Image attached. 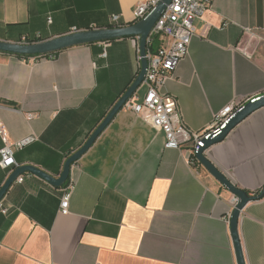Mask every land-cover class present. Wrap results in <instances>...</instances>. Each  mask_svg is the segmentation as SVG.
<instances>
[{"label":"crops","instance_id":"crops-1","mask_svg":"<svg viewBox=\"0 0 264 264\" xmlns=\"http://www.w3.org/2000/svg\"><path fill=\"white\" fill-rule=\"evenodd\" d=\"M147 0H0V40L57 38L134 22ZM188 56L163 93L177 98L192 131L211 128L230 105L264 96V0H214L194 23ZM155 51L161 45L154 43ZM139 73L134 39L80 46L56 57L0 53V151L7 140H37L15 151L19 166L58 177ZM141 88L139 96H143ZM163 131L122 110L54 188L24 175L3 200L0 264H238L229 214L234 197L190 146L165 148ZM235 186L264 189V108L208 152ZM8 171L0 167V189ZM70 183L69 214L60 204ZM246 264H264V198L239 220Z\"/></svg>","mask_w":264,"mask_h":264},{"label":"built area","instance_id":"built-area-1","mask_svg":"<svg viewBox=\"0 0 264 264\" xmlns=\"http://www.w3.org/2000/svg\"><path fill=\"white\" fill-rule=\"evenodd\" d=\"M162 0H147L137 4L134 10V22L147 18ZM214 0H173L161 18L157 21L148 39V46L157 38L161 42L155 52L147 50L148 68L144 83L145 93L141 97L137 92L123 107V110L134 113L151 126L164 132L166 137L165 148L180 150L190 146V156L197 160V154L204 147L205 141L217 137L227 126L230 119L249 101H256L259 97L242 104L230 105L218 116L215 124L204 131L195 132L187 128L183 122L178 100L172 95L163 93L165 85L174 78L180 63L188 56L191 41L195 35L194 23L201 19L211 9ZM120 16L111 17V26H120ZM26 44V40L21 42ZM137 51V62L141 66L139 39H134ZM3 128L0 124V132ZM37 140L35 136L27 137L15 144L7 140L0 151V167L8 171V176L19 167L15 158L16 150H23ZM193 163V162H192ZM199 163V162H198ZM24 176H20L15 184H22ZM75 187L70 183L61 198L60 209L64 215L69 214L70 200ZM238 203L234 197L232 210ZM0 212L7 216L10 211L0 204Z\"/></svg>","mask_w":264,"mask_h":264},{"label":"water","instance_id":"water-1","mask_svg":"<svg viewBox=\"0 0 264 264\" xmlns=\"http://www.w3.org/2000/svg\"><path fill=\"white\" fill-rule=\"evenodd\" d=\"M172 2L173 0H162L147 18L137 23L133 22L127 26L110 25L111 28H96L72 32L57 38L31 44L0 40V53L23 57H50L51 55L58 54L75 47L111 43L123 39H139L141 58L139 73L134 82L115 103L110 112L107 114V116H105L101 124L93 131L83 146L66 160L61 174L58 177H55L33 165L19 166L8 176L4 185L1 187L0 204L3 202L9 190L20 176H24L26 174L34 175L44 180L52 187L58 189L64 187V185L70 180L72 167L77 162H79L81 158L91 149L101 134L112 123L115 117L123 110L124 105L141 89L148 68V39L157 21L161 18L163 13ZM263 108L264 96H260L258 100L254 102L249 101L246 103L230 119L229 123L222 130L221 134L215 138L211 137L209 140L205 141L204 147L199 150L196 156L198 162L207 170V172L222 187L226 188V190L233 197L238 199V203L233 208L230 218L231 237L238 264H246L239 234V220L241 213L249 203L264 198V189L260 194L251 196L247 191L238 188L233 184L228 176L221 172L211 162L208 157V152L215 145L222 143L238 125L249 118L252 114Z\"/></svg>","mask_w":264,"mask_h":264},{"label":"trees","instance_id":"trees-1","mask_svg":"<svg viewBox=\"0 0 264 264\" xmlns=\"http://www.w3.org/2000/svg\"><path fill=\"white\" fill-rule=\"evenodd\" d=\"M107 28H111V26H108ZM22 39H25L26 40V43L27 44H31V43H38V42H42L44 41L42 38L40 37H35V38H30L28 35H24V36H21L20 39L16 42H21ZM157 40V38L154 40V42ZM153 42V43H154ZM148 50L149 51H152V52H155V48H154V45H150L148 46ZM58 54H54V55H51L50 57H56ZM18 58H21V59H29V58H41L39 56H36V57H23V56H16ZM192 162L193 164H200L198 163L196 160L192 159ZM69 182V181H68ZM68 182L64 185V187L68 184Z\"/></svg>","mask_w":264,"mask_h":264},{"label":"rangeland","instance_id":"rangeland-1","mask_svg":"<svg viewBox=\"0 0 264 264\" xmlns=\"http://www.w3.org/2000/svg\"><path fill=\"white\" fill-rule=\"evenodd\" d=\"M141 90V89H140ZM140 90L138 91V93L140 92Z\"/></svg>","mask_w":264,"mask_h":264}]
</instances>
